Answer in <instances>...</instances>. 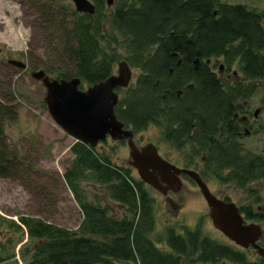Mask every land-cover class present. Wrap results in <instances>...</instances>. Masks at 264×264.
I'll use <instances>...</instances> for the list:
<instances>
[{
	"label": "trees",
	"instance_id": "16d2710c",
	"mask_svg": "<svg viewBox=\"0 0 264 264\" xmlns=\"http://www.w3.org/2000/svg\"><path fill=\"white\" fill-rule=\"evenodd\" d=\"M90 1L93 16L60 0L27 2L52 59L67 70L46 65L43 71L56 80L78 78L80 88H88L125 61L138 72L118 91L114 113L125 129H156L163 144L184 155L186 167L205 157L204 174L222 185H264V153L246 149L231 123L236 105L264 90V10L222 0ZM218 64L227 72L235 68L239 81L223 84L213 71ZM187 86L192 89L183 92ZM14 108L0 100L2 178L17 177L19 160L3 142L7 122L16 120ZM70 154L62 180L79 208L80 225L72 231L0 215V264H264L252 249L210 239L201 222L156 233L155 200L129 167L80 142ZM257 195L249 188L254 206L261 204ZM251 209L240 207L245 220L258 219Z\"/></svg>",
	"mask_w": 264,
	"mask_h": 264
},
{
	"label": "rangeland",
	"instance_id": "374dc122",
	"mask_svg": "<svg viewBox=\"0 0 264 264\" xmlns=\"http://www.w3.org/2000/svg\"><path fill=\"white\" fill-rule=\"evenodd\" d=\"M29 1L0 0V100L14 106L17 112L16 120L7 122L5 126L3 142L7 150L19 160L18 166L14 169L16 178L0 177V215L9 220H17L16 216L20 214L75 231L81 223V214L62 180L63 174L71 165L70 148L74 140L52 121L43 102L46 91L40 81L32 78V74L43 71L46 65L61 68L60 71L67 70L66 66L52 59L54 57L51 56L49 45L43 41L35 16L27 5ZM60 1L63 5L73 8L70 0ZM222 2L264 10V0ZM8 61L19 62L25 68L8 65ZM46 75L54 79L49 72ZM137 75L138 72L132 69L131 84L135 82ZM80 89L84 91L87 86H81ZM263 97L264 90L260 89L250 103L256 106ZM259 120L263 126V133L242 139L246 149L257 153L264 144V113ZM141 138L140 147L147 143L158 146L159 156L169 160L177 168H183L184 155L160 143L159 132L156 129L147 130ZM97 149L112 154V159L117 165L130 168L129 149L126 144L107 139L106 142L100 143ZM130 169L133 176L139 179L136 171ZM181 182V189L176 194H169V201L148 187L155 200L156 233L167 225H186L193 229L201 222L202 232L210 239L223 244L231 243L213 228L208 217V208L197 187L184 179ZM207 187L218 199L227 197L238 207L251 202L249 188L258 191L259 197H264V185L261 183L240 190L211 180L207 182ZM109 206L117 209L114 204ZM259 206L263 209L264 203L261 202ZM259 225L263 230L264 244V222ZM176 231L180 230L176 228Z\"/></svg>",
	"mask_w": 264,
	"mask_h": 264
},
{
	"label": "water",
	"instance_id": "95a60500",
	"mask_svg": "<svg viewBox=\"0 0 264 264\" xmlns=\"http://www.w3.org/2000/svg\"><path fill=\"white\" fill-rule=\"evenodd\" d=\"M70 2L77 14L93 16L95 13L90 0ZM111 4L112 0H107V6ZM9 65L25 68L14 61H9ZM32 78L40 81L46 91L43 102L52 121L75 142L96 148L107 138L113 142L126 140L129 165L141 182L162 195H166L169 189L173 193L179 192L182 186L180 175L186 176L196 185L203 198L213 228L236 247L252 249L259 257H264V248L258 244L263 235L261 227L246 224L234 203L224 202L212 195L196 172L178 169L163 160L154 145L148 144L140 150L134 146L133 132L126 130L114 113L119 101L118 91L126 90L132 81V69L125 61L117 64L116 73L108 79L84 91L80 89L81 81L78 78L56 80L43 71L32 74Z\"/></svg>",
	"mask_w": 264,
	"mask_h": 264
},
{
	"label": "flooded vegetation",
	"instance_id": "af4514ba",
	"mask_svg": "<svg viewBox=\"0 0 264 264\" xmlns=\"http://www.w3.org/2000/svg\"><path fill=\"white\" fill-rule=\"evenodd\" d=\"M7 64L9 65V61L7 62ZM213 66H214V63H211V67H213ZM213 71L215 72L217 78L220 79V81H222L223 84L234 85L240 79V77L238 75V72L235 70V68L234 69H231L229 72H227V70L225 68H223L221 64H218V67L215 70H213ZM187 87L185 89H183L182 91L184 92L186 90L192 89V88L188 89ZM180 94H181L180 92L177 93V96H180ZM250 101H251V99H249L248 101H241V102H239L236 105L235 113H234V116H233L232 121H231V123H233L234 128H235V134L241 140V144H243V142H242V139L243 138H252V137H254V135H257L259 133H263V126H262V124H260L259 118L264 113V99H261L256 106H253L250 103ZM126 130H128V129H126ZM142 134L143 133H140V134H134L133 133V143H134V146L138 150H140L141 148L144 147V146L143 147H140L141 142H142V138H141L142 137ZM107 139H109V138H107ZM107 139H106V141H107ZM159 142L162 143L161 141H159ZM119 143H123V144H126L127 145V141L126 140L121 141ZM148 144H150V143L145 144V146L148 145ZM262 146H261L260 152L264 153V148H262ZM157 147L155 146L156 149H157ZM157 152H158V149H157ZM160 157L163 160H165L166 162H168L169 164L173 165L171 162H169V160L164 159L162 156H160ZM205 160H206L205 157L200 158V160L196 162L197 165L194 166V167H186L185 166V163L183 162L184 163L183 166H182L183 168H178V169H184V170H189V171L196 172L197 174H199L200 178L202 179V181L207 186V182L208 181H211V180L216 181V179H214L213 177H211L209 175L204 174V171L206 169ZM129 163H130V161H129ZM130 168H132V167L130 166ZM182 179L193 183L186 176L180 175V180H182ZM254 184H256V183H254ZM251 185H253V183L250 184L249 186H251ZM170 188H172V187H170ZM253 191H256V190H253ZM257 193H258V191H257ZM169 194H176V193H173L172 190L169 189V191L166 193V195H163L168 201L170 199L169 198ZM257 197L260 198V200H261L260 202L264 203V197H259L258 195H257ZM225 198H227V197H223V198H221V200L224 201ZM249 198L252 199L251 202L249 203V204H251V208H252L251 211H250V214L252 216L258 218V219H253V220H250V221L249 220H245L244 216L241 213L240 214L243 217V219H244V221H245L246 224H250V223L256 224L257 223V225H259V223L264 222V208L263 209L259 208L260 207L259 206L260 204L255 205V206L252 205L253 202H254L253 201L254 198L253 197H250V196H249ZM248 205L243 206V207H247ZM237 208H238V210L240 209V207H238V206H237ZM248 222H250V223H248ZM262 232H263V230H262ZM260 243H262V238L260 239V241H259L258 244L260 245Z\"/></svg>",
	"mask_w": 264,
	"mask_h": 264
}]
</instances>
